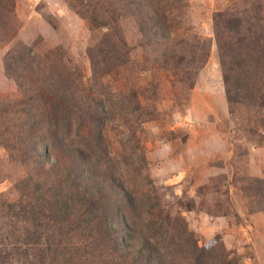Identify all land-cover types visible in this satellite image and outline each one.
<instances>
[{"label": "rangeland", "instance_id": "374dc122", "mask_svg": "<svg viewBox=\"0 0 264 264\" xmlns=\"http://www.w3.org/2000/svg\"><path fill=\"white\" fill-rule=\"evenodd\" d=\"M86 1L15 0L6 11L0 3V23L10 24V29H0V105L16 107L28 99L6 75L4 65L5 55L21 45L30 46L40 57L43 72L58 67L62 82L54 89L66 83L69 94L77 91L69 77H75L78 69L87 90L104 93L111 84V92H118V99L125 102L135 92L138 102L147 104L144 112L149 117L146 114L138 125L135 118L128 117L132 133L121 117L107 119L103 137L113 175L138 199L140 216L151 211L174 232L184 224L199 247L217 249L222 245L233 253L236 264H264V213L260 211L264 201L251 193L258 185L264 193V184L259 183L264 181V108L253 100L243 101L247 105L229 104L214 33L216 13L246 10L250 0H166L165 9H174L169 16H174V22L168 21L167 31L165 27L156 29L152 45H145L132 18L113 15L111 0H96L94 7L108 10L107 16L118 20V29L91 27L78 14L80 3ZM121 34L128 52L126 64L114 67L101 84L99 79V87L92 82L88 49ZM161 44H169L174 51H166ZM203 46L208 48V56L196 69L198 63L190 65L189 60L198 57ZM53 101L60 105L63 128L70 124L65 128V147L88 149V123L65 115L64 109L71 110L74 99L66 100L69 107H63L56 97ZM12 116L7 117L8 126ZM26 171L0 147V201L17 198L14 183ZM88 210L85 205L78 214ZM9 240L0 234V251L7 256L5 260L0 256V264H26L28 246ZM94 259V264L105 260L98 251Z\"/></svg>", "mask_w": 264, "mask_h": 264}, {"label": "trees", "instance_id": "16d2710c", "mask_svg": "<svg viewBox=\"0 0 264 264\" xmlns=\"http://www.w3.org/2000/svg\"><path fill=\"white\" fill-rule=\"evenodd\" d=\"M111 1L113 15H120L121 19L132 18L138 33L146 39L145 45H152L157 28L165 27L164 31H167L168 21L174 22V16L169 18L174 9L170 6L165 9L166 0ZM14 2L0 0L1 9L4 7L6 11ZM249 2L246 10L235 14L216 13L214 33L229 104L247 105L243 101L253 100L264 108L263 0L246 1ZM80 4L82 11L78 14L91 27H106L109 31L118 29V20L108 17V10L94 7L96 0ZM8 27L10 29V24L0 23V29L7 30ZM125 42L121 34L102 39L88 49L95 85L100 87L101 80L109 76L114 67L126 64ZM161 45L166 51H174L169 44ZM207 56L208 48L203 46L198 57H190L189 64L197 62L195 68L199 69ZM115 58H118L116 63ZM4 65L6 75L28 99L18 102L16 107L0 105V147L8 153L9 160L25 166L27 171L14 183L17 198L0 201V234L9 241L14 239L16 244L28 246L30 254L26 264H94L96 251L100 259H105L101 264L237 263L233 253L222 245L217 249L199 247L193 232L184 224L174 232L161 216L151 214V211L141 217L138 199L113 175L112 159L106 158L103 127L107 119L116 117L124 120L128 132L131 127L127 126L128 117L135 118L137 125L144 122L147 104L139 103L135 92H130L125 102L118 99V92H111V84L106 86L104 93L87 90L78 69H75V77H69L77 91L69 94L66 83L54 89L62 82L58 67H48L47 73L43 72L40 57L26 45L8 52ZM257 88L255 96L249 99L248 95ZM92 94L97 99L91 98ZM86 95L88 99L83 100ZM53 97L63 107H69L66 100L74 99L71 110L64 109L65 115L71 114L88 123V149L65 147L64 138L68 136L65 128L70 124L67 122L63 128L64 116L58 113L60 105ZM129 110L135 114L129 115ZM10 115L13 116L8 126L6 121ZM39 133L43 134L40 136ZM259 183L264 184V181ZM258 186L251 193L258 196V201H264V193ZM85 205L88 212L78 214L80 207L85 208ZM262 205L260 211L264 213V203ZM48 231H52L51 234L47 235ZM135 233H139L138 236ZM82 247L83 251L80 250ZM1 253L5 260L7 256Z\"/></svg>", "mask_w": 264, "mask_h": 264}]
</instances>
